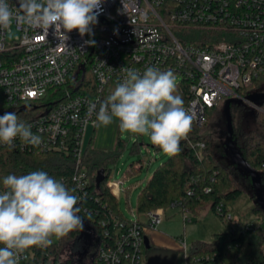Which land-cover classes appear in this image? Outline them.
<instances>
[{"label": "built area", "instance_id": "obj_1", "mask_svg": "<svg viewBox=\"0 0 264 264\" xmlns=\"http://www.w3.org/2000/svg\"><path fill=\"white\" fill-rule=\"evenodd\" d=\"M8 2L14 13L19 11L17 2ZM102 7L92 26L94 35L67 33L69 48L53 28L46 33L13 21L16 33L10 39L8 29L0 30V115L15 112L42 138L37 147L17 138L16 147L69 153L77 187L88 180L81 160L85 131L95 120L89 102L105 99L125 69L142 73L155 66L184 79L189 95L185 107L198 127L206 122V112L222 106L227 97L256 106L237 90L264 76V0H103ZM89 39L95 44H84ZM189 144L204 146L200 140ZM122 183L108 179L107 186L118 197ZM167 208L181 213L183 221L192 220L191 212L176 201L142 213V219L115 220L112 233L103 229L104 239L92 230L95 252L81 264H144V230L155 228ZM224 209L222 203L216 207L230 228L248 225ZM177 242L185 260L190 248L185 237ZM68 253L58 260L70 264ZM31 257L25 250L18 264H32Z\"/></svg>", "mask_w": 264, "mask_h": 264}, {"label": "trees", "instance_id": "obj_2", "mask_svg": "<svg viewBox=\"0 0 264 264\" xmlns=\"http://www.w3.org/2000/svg\"><path fill=\"white\" fill-rule=\"evenodd\" d=\"M262 78L264 76L237 91L242 96L256 90L264 91ZM177 86L178 94L186 102L189 95L185 80H179ZM261 106H264V102ZM230 114L235 145L248 165L259 173L260 181L264 184V111L251 109L247 103H231ZM210 122L216 127L220 147L218 153L211 149L208 136L201 133L202 127ZM94 129L95 126L81 160V166L88 176L83 186L77 187L73 178L75 169L69 153L40 151L26 146L9 150L2 144L0 181L8 174L23 175L32 171H45L50 176L63 180L67 187L74 188L75 194L81 197L77 205L80 208L79 215L101 240L106 238L102 233L103 229L112 233L115 220L128 221L130 218L121 213L118 197L107 186L109 163L118 156L122 138L117 134L113 148L98 149L91 145ZM225 132L226 124L221 106L209 109L204 125L198 127L191 122L190 131L180 142V152L174 156L168 155L157 164L137 194V215L153 208L167 207L176 201L189 210L193 217L205 205L220 217L224 229L214 232L210 241H192L184 264H264V251L261 249L264 244V212L259 206L254 203L252 208L260 218L259 222L238 228H230L223 213L216 210L217 205L222 203L224 211H227V203L243 191L253 199L249 176L225 153ZM199 140L204 142L203 147L190 146V142ZM100 169H103L104 174L97 186L95 178ZM204 188L209 190L205 191ZM78 234L79 229L60 239L53 237V243L47 248L34 246L27 249L32 254L31 263L68 264L65 260H58V257L66 245L77 239Z\"/></svg>", "mask_w": 264, "mask_h": 264}, {"label": "clouds", "instance_id": "obj_3", "mask_svg": "<svg viewBox=\"0 0 264 264\" xmlns=\"http://www.w3.org/2000/svg\"><path fill=\"white\" fill-rule=\"evenodd\" d=\"M14 13L8 0H0V30L13 24L54 29L65 43L67 33L77 30L81 37L94 35L103 0H17ZM94 45V40L84 41ZM69 48V47H68ZM121 82L102 101L89 102V115L95 114V127L118 121L121 133L146 136L164 154L177 155L180 142L191 128L192 116L177 92L176 76L171 70L148 66L144 71L125 69ZM19 140L37 147L41 136L32 126L21 122L15 112L0 115V144L9 150ZM0 264H18L20 256L32 247L47 248L70 232L83 230L84 219L77 206L81 197L61 179L45 171L23 175L8 174L0 181Z\"/></svg>", "mask_w": 264, "mask_h": 264}, {"label": "rangeland", "instance_id": "obj_4", "mask_svg": "<svg viewBox=\"0 0 264 264\" xmlns=\"http://www.w3.org/2000/svg\"><path fill=\"white\" fill-rule=\"evenodd\" d=\"M15 33V29L12 25L8 29L6 37L10 39ZM175 76L177 82L179 78L178 75ZM261 83H264V78L261 79ZM36 104L40 103L37 102ZM248 106L251 109H256V111H264V106L261 105L253 106L248 104ZM40 110L41 108L36 110L33 109L31 110V114L38 113ZM201 133L208 136L211 149L218 153L220 147L217 139L216 127L213 123L210 122L202 127ZM91 134L92 127L88 126L84 135V147ZM117 134L122 138V145L120 146L118 156L109 163L110 170L108 178L110 180H123V190L117 199L118 207L126 218H133L134 215L138 216L136 213L137 194L145 184V181L150 176L155 166L162 162L168 155L164 154L159 148L151 144L149 138L146 136L121 133L118 121L115 120L107 127H95L91 139V145L98 149H111L114 147ZM253 206V199H251L244 191L227 203V209L232 217L236 219L238 218L239 223L245 224L257 223L260 220L258 215L252 209ZM139 218L142 219L143 215L139 214ZM156 228V230H145L144 232H146L150 240L155 239L156 241L161 242L159 245L168 250L166 252L158 251L155 254H151L149 261H151L152 264H168L174 258V264H183L184 257L180 251V245L177 242L178 238L185 237L187 246L190 248L193 238L210 241L212 239L211 233L223 230L224 224L220 217L209 210L208 206L205 205L199 210V216L197 218L192 217V220L190 221H183L181 213L177 212V210L175 211V209L167 208L166 218H164ZM189 230H191L193 234H196L195 237L193 234H191V237L190 235H187ZM82 244L83 243L77 239L72 242L71 248L73 251L81 250ZM67 246L68 245L64 247L63 253L60 256L61 259H65L67 255H69ZM95 248L96 245L82 255V262L90 259V256L95 252ZM261 249L264 251V244H262ZM147 263L149 264V262L144 259V264ZM70 264H78V261L70 260Z\"/></svg>", "mask_w": 264, "mask_h": 264}, {"label": "water", "instance_id": "obj_5", "mask_svg": "<svg viewBox=\"0 0 264 264\" xmlns=\"http://www.w3.org/2000/svg\"><path fill=\"white\" fill-rule=\"evenodd\" d=\"M14 1L17 2V0ZM244 98L249 101H252L253 103H255L256 106H260L261 103L264 102V91H254L252 93L247 94ZM231 103L242 104L243 99L238 97H227L226 99H224L222 103V114L226 124L224 150L225 153H227L231 157L232 161L236 163L240 169L244 170V172L249 176L253 190V203L257 204L259 208L262 210V212H264V184H262L260 181L259 173L254 169H252L245 161V159L243 158L239 149L236 147L235 142L232 138L233 128H232L231 114H230ZM103 174H104L103 169L98 170L95 178V182L97 186L99 182L103 179ZM92 237H93V233L91 227L86 221H84L83 230L82 231L79 230V234L77 237V239H79L83 243L82 249L80 250L81 254H84L86 252V249ZM144 247L145 248L149 247V240L148 237L146 236L144 237Z\"/></svg>", "mask_w": 264, "mask_h": 264}, {"label": "crops", "instance_id": "obj_6", "mask_svg": "<svg viewBox=\"0 0 264 264\" xmlns=\"http://www.w3.org/2000/svg\"><path fill=\"white\" fill-rule=\"evenodd\" d=\"M93 128L94 127H92V130H93ZM199 216V214L196 216V218ZM138 217H139V215H138ZM164 218H166V210H165V215H164V217H163V219L161 220V221H163L164 220ZM157 227V226H156ZM146 228L145 230L147 231V230H156L157 228ZM144 230V231H145ZM192 230V229H191ZM191 230H189L188 232V234L187 235H190V237L192 236L191 234H193L192 233V231ZM191 231V232H190ZM216 232V231H215ZM214 232H212L211 233V235L213 234ZM144 234H145V236L146 237H148V235L146 234V232H144ZM194 235V237H195V235L196 234H193ZM148 240H149V247L148 248H146L145 250H144V259H146V261H148L149 262V264H152L151 263V261H149V257H150V255L151 254H155L156 252H158V251H163V252H166L168 249L167 248H164V247H162V246H160L159 245V243L161 244V242H159V241H156L155 239L154 240H150L149 239V237H148ZM194 240H201V239H197V238H193L192 239V241H194ZM174 259V258H173ZM171 260L168 264H174V260ZM148 264V263H147ZM183 264H184V261H183Z\"/></svg>", "mask_w": 264, "mask_h": 264}, {"label": "flooded vegetation", "instance_id": "obj_7", "mask_svg": "<svg viewBox=\"0 0 264 264\" xmlns=\"http://www.w3.org/2000/svg\"><path fill=\"white\" fill-rule=\"evenodd\" d=\"M71 244L72 243H70V244H68V251H70V256H69V260H75V261H78L79 263H81L82 262V260H81V257H82V255H84V254H81V251L80 250H76V251H73L72 250V248H71ZM95 244H96V239L94 238V237H92V239H91V241H90V243H89V245H88V247H87V249H86V251H88V250H90L92 247H94L95 246ZM93 255V254H92ZM91 255V256H92Z\"/></svg>", "mask_w": 264, "mask_h": 264}]
</instances>
